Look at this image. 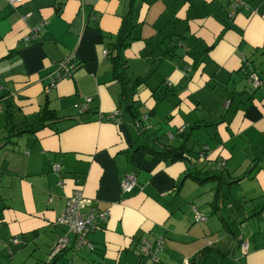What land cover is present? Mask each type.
I'll return each mask as SVG.
<instances>
[{
    "label": "crops",
    "instance_id": "0c3cea01",
    "mask_svg": "<svg viewBox=\"0 0 264 264\" xmlns=\"http://www.w3.org/2000/svg\"><path fill=\"white\" fill-rule=\"evenodd\" d=\"M234 1L0 0V264H153L144 240H162L157 264H264V0ZM110 53L145 79L137 118ZM71 55L73 76L51 87ZM45 107L59 119L35 129ZM126 172L136 176L127 193ZM77 190L109 215L88 236L94 251L52 260Z\"/></svg>",
    "mask_w": 264,
    "mask_h": 264
},
{
    "label": "built area",
    "instance_id": "2783aa9c",
    "mask_svg": "<svg viewBox=\"0 0 264 264\" xmlns=\"http://www.w3.org/2000/svg\"><path fill=\"white\" fill-rule=\"evenodd\" d=\"M10 4H21L24 0H6ZM239 4H243V0H235L231 6L235 10ZM44 22L41 25L34 26L26 34L25 38L27 42H32L40 37V32L45 25ZM108 53L104 50V54ZM75 56L71 55L66 57L65 60L60 62L56 68L54 78L50 83L51 87H54L58 80L63 78L72 77L77 69V64L75 63ZM244 61V70H247L249 62L246 58ZM249 80L254 88L261 86L263 83L260 75L252 70L248 72ZM2 87L0 86V91ZM91 100L90 97L86 98L83 103H81L80 108L82 110L87 108L88 102ZM2 104L0 99V111H2ZM116 115V113L108 114L106 119H111ZM224 165V162L221 164ZM55 171H60V165L56 164L54 166ZM62 183V182H60ZM136 186V176L133 173L126 172L121 178V189L123 192H131ZM195 211V220L198 222L207 221V216L201 214L197 209ZM109 215L108 211H98L94 206L93 200L85 197L81 191H74L66 201L65 208L63 209L60 217L57 219L56 223L64 226L65 231L62 235L58 237L55 244L50 250V259H56L62 252L69 248H73L74 251L88 250L90 252L95 250V246L92 241L88 239L89 234L98 227L99 221H105ZM264 215V213H263ZM17 238L13 239V243H18ZM249 244L247 241L242 240L241 249L246 254ZM162 250V240L157 242H152L149 240L142 241L140 245V253L151 260L153 264L160 262L159 252ZM7 253L12 254V250L8 247ZM182 264H191V262L186 259Z\"/></svg>",
    "mask_w": 264,
    "mask_h": 264
},
{
    "label": "trees",
    "instance_id": "16d2710c",
    "mask_svg": "<svg viewBox=\"0 0 264 264\" xmlns=\"http://www.w3.org/2000/svg\"><path fill=\"white\" fill-rule=\"evenodd\" d=\"M40 39V37L38 38ZM37 39V40H38ZM36 41V40H35ZM118 48L120 47V44L117 46ZM119 51V50H117ZM112 54V53H110ZM112 62H113V72L115 78L120 82L121 84V103L126 106V109L130 111L133 115L134 118H137L136 115V107H135V102L133 101V95L135 92V89L140 86L145 79L142 78H136L132 79L129 76L128 72V67L124 62L121 60V55L119 53L112 54ZM75 63L77 64V60L75 59ZM78 66V64H77ZM59 119V116L55 112V110L45 107L42 109L40 118H39V123L35 127V129L49 125L50 123L56 121ZM10 133H22L24 129L22 128H15V126H10ZM26 131V130H25ZM178 151V148H172L169 150V147H163L161 151L156 150L155 147L149 148L148 152H152L153 154L159 156L160 158H166V157H171L172 159H175L176 156L174 155L175 152ZM141 264V263H140Z\"/></svg>",
    "mask_w": 264,
    "mask_h": 264
},
{
    "label": "rangeland",
    "instance_id": "374dc122",
    "mask_svg": "<svg viewBox=\"0 0 264 264\" xmlns=\"http://www.w3.org/2000/svg\"><path fill=\"white\" fill-rule=\"evenodd\" d=\"M73 255V253H70L69 256ZM57 264H68V262L66 261L65 263H62V261L60 263Z\"/></svg>",
    "mask_w": 264,
    "mask_h": 264
},
{
    "label": "water",
    "instance_id": "95a60500",
    "mask_svg": "<svg viewBox=\"0 0 264 264\" xmlns=\"http://www.w3.org/2000/svg\"><path fill=\"white\" fill-rule=\"evenodd\" d=\"M174 154H175V155H178V156H181V155H182V152L177 151V152H175Z\"/></svg>",
    "mask_w": 264,
    "mask_h": 264
}]
</instances>
